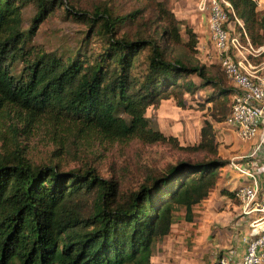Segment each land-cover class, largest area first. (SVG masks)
I'll return each mask as SVG.
<instances>
[{
  "label": "trees",
  "instance_id": "trees-1",
  "mask_svg": "<svg viewBox=\"0 0 264 264\" xmlns=\"http://www.w3.org/2000/svg\"><path fill=\"white\" fill-rule=\"evenodd\" d=\"M227 1L235 32L263 45L264 9L256 0ZM65 3L86 29L70 50H48L34 39ZM199 37L170 0L126 13L113 0L91 10L70 0H0V264H152L176 219L194 220L230 163L215 123L227 120L234 92L222 67L220 74L198 61ZM204 89L202 109L212 105L194 144H180L147 115L171 94L185 107V94ZM35 138L50 147L41 159ZM96 143L169 144L188 158L147 167L124 188L88 162L66 169Z\"/></svg>",
  "mask_w": 264,
  "mask_h": 264
},
{
  "label": "rangeland",
  "instance_id": "rangeland-1",
  "mask_svg": "<svg viewBox=\"0 0 264 264\" xmlns=\"http://www.w3.org/2000/svg\"><path fill=\"white\" fill-rule=\"evenodd\" d=\"M101 1L107 0H70V2L76 3L79 7L87 10H91L95 4H98ZM177 1L179 2L180 0ZM113 2H115L116 8L120 13H126L137 7H143L148 0H113ZM199 2L200 0H182L181 3H177L176 0H170V5L177 16V13L180 15L181 11L185 9H192L195 11V9H198ZM150 7L151 8L145 14V21L149 24H151L149 19L155 17L154 9L152 6ZM65 8L66 3L58 6L54 12L48 16V18L41 24L34 39L35 42L43 44L48 50L55 48L70 50V48L77 44L86 27L85 24L74 19L72 15H67ZM32 13L33 12L29 10L26 16L30 17L29 15ZM231 24L234 27V23ZM126 29L134 32L137 29V26H128ZM242 37L245 41L244 32ZM209 43L211 44L210 41ZM208 55H211V57ZM249 58L252 62L259 64L264 62V52L257 57L250 55ZM197 59L201 64L212 67L213 70L222 74L219 60L212 52L205 55L201 49H198ZM229 83L232 85L230 80ZM205 91V89L200 90L194 95L185 94V107L178 106L176 98L171 94L168 99L163 101V104L161 102L160 105L151 106L148 109L147 115L156 119L159 128L165 134L177 137L180 144H194L200 140L201 127L203 125L205 114L208 112L207 107L212 105L211 103L207 105L204 104L203 106H205V108L202 109L201 103L204 101L206 94ZM231 102L232 95L230 96V105ZM215 129L219 142L220 155L225 159H228L230 162L235 157V154H238L248 146V143L246 144L236 139L237 137L235 136L234 131L228 124L224 122L215 123ZM232 145H236V148H232ZM31 147H33V156L38 157L39 159L45 157L50 150L49 145L44 140L38 141L37 138L31 142ZM183 158H188V154L183 150L180 151L171 147L169 144L146 146L141 143H131L126 146L118 144L106 146L104 144L96 143L87 153V157H85L84 154L81 162L71 161L69 165H66V169H72L88 162L95 165L102 175L121 180L123 182V187L127 188L128 186L137 185V181L144 177L147 167L156 170H163L169 163ZM219 173L220 179L222 177L226 179L225 175H227V172L224 175L223 168ZM220 179L217 188L222 187V190H228L229 188L226 186V180L221 182ZM229 198H231V196L227 195L226 199ZM177 219L180 220V223H183L182 220L185 221L181 217ZM178 220H176V222H178ZM226 225V223H222L215 226L211 232L207 233L204 226L200 224L199 237H197V239L202 240L207 236L209 237L208 240L211 245L219 244L220 246H226L228 244L230 246H236L241 244L240 240L242 236H247L261 230V228L250 229L247 223L245 229H237V232L231 233L229 230L226 231ZM216 227H220V229H217ZM222 235H224V241L220 238ZM164 239L158 242V248ZM193 245L194 241L191 237L184 238V242L179 248L169 250L166 247V244H164V247L160 246L159 248L161 254H159V251L157 250L153 255L152 264H204V261L195 259L194 256L196 253H193Z\"/></svg>",
  "mask_w": 264,
  "mask_h": 264
},
{
  "label": "built area",
  "instance_id": "built-area-1",
  "mask_svg": "<svg viewBox=\"0 0 264 264\" xmlns=\"http://www.w3.org/2000/svg\"><path fill=\"white\" fill-rule=\"evenodd\" d=\"M227 0H200L198 8L207 15L210 41L214 47L213 54L225 70L232 83L231 111L225 121L233 128L243 141L254 139L263 125L261 140L250 157L264 158V62H252L249 56L257 57L264 52V44L255 46L244 30L245 41L236 33L228 21ZM211 57V55H208ZM230 165L247 183L235 190L243 214L257 215L253 224L264 222V183L259 173L238 163L233 158ZM245 252L237 260L222 257L219 264H264V229L254 236L244 237Z\"/></svg>",
  "mask_w": 264,
  "mask_h": 264
},
{
  "label": "crops",
  "instance_id": "crops-1",
  "mask_svg": "<svg viewBox=\"0 0 264 264\" xmlns=\"http://www.w3.org/2000/svg\"><path fill=\"white\" fill-rule=\"evenodd\" d=\"M256 1L258 3V8L260 10H263L264 0ZM176 2L181 3L182 0H180L179 2L176 0ZM180 15L177 13L178 18L185 20L194 29V31L199 34L200 42L198 45V49H201L203 54L205 55L213 52L214 47L212 43H209L210 35L206 13H203L198 8L195 9V11L192 9L182 10ZM230 25L234 29L233 25ZM164 100L165 99H161L162 104ZM232 130L237 137L236 139L246 144L248 143V146L238 154H235L234 158H237L238 163L243 167L249 168L259 173L261 180L264 183V158L259 157V155L253 157L249 156L261 140L263 134V125H261L259 129L258 135L254 139L249 141L241 140L238 137L236 131L233 128ZM232 148H236V145H232ZM229 168L232 170H230ZM223 169L224 175L226 172L227 175H225L226 179L222 177L220 181L222 182L226 180V186L229 188L228 191L235 192V190L239 186L247 183V177L242 176L235 168L230 165V163L227 166L223 167ZM220 188H216V190L213 191L207 199L196 206L195 217L192 222L182 220L183 223H180V220L176 219L179 223L175 221L172 226L171 233L165 237L166 239L162 241V244L159 245V248L160 246L164 247V244H166V247L169 250L179 248L181 244H183L184 238L191 237L194 241L193 253H196L194 257L195 259L204 261V264H219V260L222 257H227L231 260L239 259L244 253L246 247L244 237L254 236L257 232H254L247 236H242L240 240L241 244L236 246H230L228 244L226 246H220L219 244L211 245L210 241L208 240L209 237L207 236H205L202 240L197 239V237H199L200 224L204 226V228L207 230V233L211 232L215 226H218L222 223H226L228 225L225 226L226 231L229 230L231 233L237 232V229H245L247 223L250 229H264V222L253 224L255 227H252V221L258 216L243 214L242 206L240 202H238L239 200L237 199V197L231 196V198L226 199V196L228 194H224L222 192V187ZM217 229H220V227ZM261 230H258V232ZM220 238L224 241V235H222ZM158 253L161 254L160 251Z\"/></svg>",
  "mask_w": 264,
  "mask_h": 264
}]
</instances>
